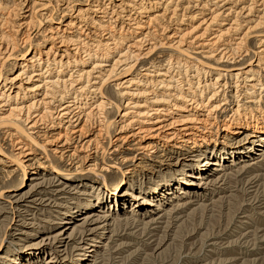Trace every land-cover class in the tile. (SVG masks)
Returning a JSON list of instances; mask_svg holds the SVG:
<instances>
[{
  "label": "bare ground",
  "instance_id": "6f19581e",
  "mask_svg": "<svg viewBox=\"0 0 264 264\" xmlns=\"http://www.w3.org/2000/svg\"><path fill=\"white\" fill-rule=\"evenodd\" d=\"M83 2L0 0V264H105L264 152V0Z\"/></svg>",
  "mask_w": 264,
  "mask_h": 264
},
{
  "label": "rangeland",
  "instance_id": "374dc122",
  "mask_svg": "<svg viewBox=\"0 0 264 264\" xmlns=\"http://www.w3.org/2000/svg\"><path fill=\"white\" fill-rule=\"evenodd\" d=\"M6 1H9L11 4L13 3V8L15 7L14 3L18 2V0H5V3H7ZM37 1L41 2L42 0ZM83 3V0H72V11L75 10V8L83 6ZM46 4H49V2ZM63 6H65V4ZM58 11L59 10L55 11V15L60 16L61 13ZM20 13L22 14V11H20ZM25 14L26 12L22 15H18L16 20L18 21L19 19H22L23 17L21 18V16H24ZM68 15V13L64 14L62 18L63 23L68 20ZM60 25H62V23ZM45 26L46 24L43 25V27ZM42 29L39 30V32H41ZM254 38L255 37H251L249 39L248 45H250L248 48L256 51L257 47L254 46L256 44L254 43L256 40ZM14 71H17V68H15ZM131 76L132 75H128L124 78L127 79ZM119 79L120 77L118 80H112L110 84L121 81ZM110 88L112 87L109 86L108 91L111 90L109 93L112 95L114 94L113 96H115V98L116 96L119 98L116 90H112L113 88ZM125 101L126 99L124 98L123 104ZM117 116L118 115H115V117L113 116L112 118L118 120L119 116ZM112 128L116 131V128L118 127L115 128L111 124L109 125V128H106V131L113 132L114 130ZM104 140L106 142L108 138H105ZM263 153V151H259L251 157H245L242 161L239 160L238 162L240 165H243V163L247 165L249 164L248 167L246 166L245 170H243L240 174L233 175L230 179H228L227 184L223 186V189L221 190L222 192L207 195V199L205 201L198 202L200 205H197V202H194L191 207L183 209V212L179 216L182 215L185 219L184 221L186 222H182V225L177 222L178 225L176 224L175 228L173 227L169 233L166 228L171 223H168L167 218L162 220V222L155 224V226L151 225L154 227L152 228L150 226L145 229L146 232H143L142 234L125 236L121 240L124 244L126 242V244L122 246L123 248H120L118 251L115 249L116 247L109 249V253L106 250L103 251L105 254L102 256L104 258L108 257L105 264H264ZM233 163L237 164V162ZM109 175H113V173H109ZM248 179L252 183H250ZM152 185L153 184H151V187ZM110 188H115V186L110 185ZM171 204L172 203L170 201L166 205L170 206ZM106 209L107 208H103V213L110 212ZM185 213L187 217L189 216L188 218L185 216ZM80 216H77V218ZM57 223L58 221H55V225ZM173 223L174 222H172V224ZM163 224L165 229H162ZM73 225L74 222L69 223V226L73 227ZM60 228L61 225H57V227L51 229V231L52 233H55ZM165 231L170 234V238L172 239H169L167 244L171 243L172 245L170 248L162 251L163 253H158V251H155V253L153 251V247L155 244L157 245L158 240L165 235ZM16 235L22 236L18 234ZM115 239L119 238L116 236ZM103 241H107L106 237ZM153 242L155 243L153 244ZM164 247H166V245ZM77 252L78 251L74 252L75 257ZM109 254L111 255L108 256ZM99 259H101V257H99ZM26 262L23 261L20 264H25Z\"/></svg>",
  "mask_w": 264,
  "mask_h": 264
}]
</instances>
